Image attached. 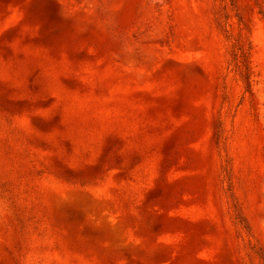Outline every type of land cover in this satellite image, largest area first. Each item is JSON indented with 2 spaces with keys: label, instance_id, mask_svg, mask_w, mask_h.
<instances>
[{
  "label": "rangeland",
  "instance_id": "1",
  "mask_svg": "<svg viewBox=\"0 0 264 264\" xmlns=\"http://www.w3.org/2000/svg\"><path fill=\"white\" fill-rule=\"evenodd\" d=\"M0 264H264V0H0Z\"/></svg>",
  "mask_w": 264,
  "mask_h": 264
}]
</instances>
